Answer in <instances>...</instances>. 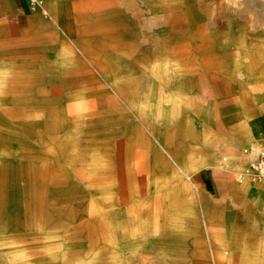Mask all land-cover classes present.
I'll return each instance as SVG.
<instances>
[{
  "label": "rangeland",
  "instance_id": "374dc122",
  "mask_svg": "<svg viewBox=\"0 0 264 264\" xmlns=\"http://www.w3.org/2000/svg\"><path fill=\"white\" fill-rule=\"evenodd\" d=\"M62 1L0 0V264H264V0Z\"/></svg>",
  "mask_w": 264,
  "mask_h": 264
},
{
  "label": "built area",
  "instance_id": "2783aa9c",
  "mask_svg": "<svg viewBox=\"0 0 264 264\" xmlns=\"http://www.w3.org/2000/svg\"><path fill=\"white\" fill-rule=\"evenodd\" d=\"M33 10H39L45 17L51 18V13L46 5L47 0H26ZM245 167L241 180L248 177L253 181H264V149L256 150L248 145L243 149Z\"/></svg>",
  "mask_w": 264,
  "mask_h": 264
},
{
  "label": "crops",
  "instance_id": "0c3cea01",
  "mask_svg": "<svg viewBox=\"0 0 264 264\" xmlns=\"http://www.w3.org/2000/svg\"><path fill=\"white\" fill-rule=\"evenodd\" d=\"M27 3V2H26ZM28 4V3H27ZM50 13H51V18H52V12L50 10V7L48 6V0H47V3H46ZM59 5V6H58ZM96 5V2H93L92 6L95 7ZM52 8L54 9V11L58 10V8H60L61 10V14H62V17L60 19H63L66 17V4L64 3V1L60 0V1H56V0H53L52 2ZM36 11V10H35ZM38 12H40L39 10H37ZM104 12V11H103ZM41 13V12H40ZM42 14V13H41ZM60 14V13H59ZM65 15V16H63ZM98 15V14H97ZM99 15H101V13H99ZM16 47V46H15ZM16 50H18L16 48ZM25 86L21 83V80L19 77H16V75L14 76V79L12 82L9 83V85H6L5 88H0V93L1 92H6L8 94V96H11L10 97V101L13 102V103H17L19 102V100L21 101L20 97L23 96V94L26 93V90L24 88ZM7 88V89H6ZM6 94V95H7ZM5 95V96H6ZM7 101V100H6ZM8 104V103H7ZM3 121H7L8 122V117L6 116H3V113H0V124L2 123H5ZM250 146H252L253 148H255L256 150H258V148L254 147V145L252 144H249ZM248 146V145H247ZM245 162V161H244ZM202 173H198L196 175V181L197 183L200 185V184H203V183H206V177H202V179H200V175ZM242 187V186H241ZM245 192L249 191V188H242ZM262 189L261 187L260 188H257V191H255L256 194H259L258 191ZM240 191V190H239Z\"/></svg>",
  "mask_w": 264,
  "mask_h": 264
},
{
  "label": "bare ground",
  "instance_id": "6f19581e",
  "mask_svg": "<svg viewBox=\"0 0 264 264\" xmlns=\"http://www.w3.org/2000/svg\"><path fill=\"white\" fill-rule=\"evenodd\" d=\"M8 103V101H6L5 102V104H7ZM251 116V115H250ZM247 118V117H246ZM250 119V118H249ZM255 120V119H254ZM260 120H262V119H260ZM257 121V120H256ZM254 122V121H253ZM264 122V121H263ZM255 125H253V127H254ZM262 128V127H261ZM254 133V132H253ZM228 150H230L231 151V149H228ZM190 178V177H189ZM241 180V179H240ZM241 181H243V180H241ZM262 184H264L263 182H262ZM256 188V187H255ZM255 191H257V188H256V190H254V192ZM253 193V192H252ZM244 243V242H243ZM245 251V250H244ZM247 252V251H246ZM250 252V251H249Z\"/></svg>",
  "mask_w": 264,
  "mask_h": 264
}]
</instances>
